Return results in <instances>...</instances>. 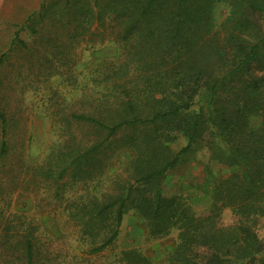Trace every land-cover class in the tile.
Returning a JSON list of instances; mask_svg holds the SVG:
<instances>
[{"label":"trees","instance_id":"trees-1","mask_svg":"<svg viewBox=\"0 0 264 264\" xmlns=\"http://www.w3.org/2000/svg\"><path fill=\"white\" fill-rule=\"evenodd\" d=\"M218 6L226 15L217 27ZM22 31L58 68L81 46L107 42L118 49L115 58L94 59L77 72L73 109L53 107V146L24 169L31 192L48 191L64 203L61 217L73 223L82 254L112 247L132 211L150 239L177 230L160 264H264L257 233L264 220V0L41 2L0 55V159L9 149L2 64L11 51H30ZM202 150L213 169L197 187L208 201L198 214V197L170 193L166 183ZM123 154L125 175L114 173L110 186H100ZM20 187L11 183L14 191ZM224 210L234 218L225 226ZM38 229L19 235L0 228V251L19 264H56L54 242H41ZM83 262L95 264L75 254L62 264ZM117 264L152 263L131 248Z\"/></svg>","mask_w":264,"mask_h":264},{"label":"rangeland","instance_id":"rangeland-1","mask_svg":"<svg viewBox=\"0 0 264 264\" xmlns=\"http://www.w3.org/2000/svg\"><path fill=\"white\" fill-rule=\"evenodd\" d=\"M43 1L45 0H0V55L8 52L14 33L38 10ZM225 15L226 8L218 6L214 15L217 27ZM19 35L30 51H11L2 64L1 74V95L5 99L4 109L6 120L9 121L5 128V140L9 149L8 155L0 159V228L8 226L13 232L17 230L19 235H23L32 225L39 228L41 242L53 241L55 244L53 262L56 264L68 262L74 254L95 264H117L119 253L131 248L137 249L152 264H160L175 246L177 230L173 229L164 238L150 239L141 220L129 211L122 219L118 237L112 247L94 257L82 254L84 248L73 235V223L61 217L64 203H54L52 194L48 191L42 196L35 195L30 191V177L24 173L26 165L40 161L55 142L56 125L51 116L53 107L64 111L73 109L79 97L74 89L79 80L77 72L86 70L85 67L94 59L115 58L117 47L107 42L101 46L96 44L93 49L81 46L71 51L68 56L71 61L58 68L50 55H43L41 43L31 44L27 31H22ZM178 145H182V142ZM125 161V154L115 159V172H107L98 184L108 187L111 175H125L122 171ZM207 161L208 153L205 150L196 153L195 160L179 166L166 183V189L170 193L181 189L186 197L188 194L193 199L198 197L193 203L198 214H202L208 207V201L202 197V190L197 188L207 179V168L213 169ZM14 182L22 189L12 190L11 183ZM26 186L28 190H23ZM76 190L83 193L82 187ZM232 222V214L224 210L220 223L225 226ZM47 232H53V235L50 236ZM257 233L264 244V220L260 221ZM19 239L15 237L13 240ZM17 257L10 253L7 256L0 251V264H19Z\"/></svg>","mask_w":264,"mask_h":264}]
</instances>
